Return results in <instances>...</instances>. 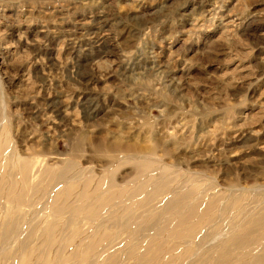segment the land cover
<instances>
[{
	"label": "rangeland",
	"instance_id": "374dc122",
	"mask_svg": "<svg viewBox=\"0 0 264 264\" xmlns=\"http://www.w3.org/2000/svg\"><path fill=\"white\" fill-rule=\"evenodd\" d=\"M0 148L4 175L14 157L36 162L34 172L73 167L35 207H19L26 223L1 230L10 212L0 199V264L25 258L28 233L30 264H42L49 223L48 263L78 264L85 245V264H134L151 239L157 264H209L203 251L264 213V0H0ZM143 160L151 168L136 175ZM108 173L115 189L167 185L143 209L149 186L93 222L73 218L85 202L80 214L92 210V198L79 200L82 182L103 185ZM65 185L74 192L57 198ZM169 197L178 206L163 210ZM211 201L196 237L182 239L177 218L195 205L197 222Z\"/></svg>",
	"mask_w": 264,
	"mask_h": 264
},
{
	"label": "bare ground",
	"instance_id": "6f19581e",
	"mask_svg": "<svg viewBox=\"0 0 264 264\" xmlns=\"http://www.w3.org/2000/svg\"><path fill=\"white\" fill-rule=\"evenodd\" d=\"M6 164L7 162L5 161L0 164V199L4 198L8 200V204H9L8 211L10 213L7 219L8 222H5L2 225L1 230H3L4 227H7L9 224L12 227H16L17 225L30 221L29 219L27 220V219L21 218V216L19 215L20 212L18 210L19 207L22 205H27V207H35L38 203L39 198L38 199L37 198L34 199V198L42 192V189H47V187H49L50 189L52 186H56L57 183L55 181L63 180L64 177H66L73 171V167L68 166L62 172H58V173L54 172L53 170H50L49 168H42L39 172H34V168L37 164L36 162L30 159H25V158L19 159L17 157H14L13 163L12 161H11V164L8 163V165L12 167L10 169V174L4 175L2 174L1 170L3 167H8L6 166ZM150 168H151V164L147 160H143L141 162L136 161L134 164V171L136 175H140L143 172H147ZM35 170L38 171L39 169H35ZM108 174L109 176H107L103 185H101V182L93 181L92 179H86L84 182H82V184L80 185V189H79V200L83 202L84 200L86 201L87 199L92 198L93 203L91 207H89L92 210L91 212H87L85 215L80 214L84 211V209L87 208L86 204L90 205V203L85 202L82 205L81 209L74 208L73 210H71V216H73V218H76L77 216L80 215V216H83V218H87L89 220V218L91 217L90 221L93 222L97 220V218L100 216V212L97 214H93V213L96 212L97 210L100 211L104 209L105 207L109 206L110 204H112L114 199L131 198L132 196H135L141 190H146V188L149 186V188H147L148 189L147 194L145 196H142V198L139 201H137L138 203H137L136 208L143 209L145 206L148 205L149 201H151L150 200L151 195L152 194L153 195L162 194L164 192L163 188H165L167 185V180H162L160 184L158 183V185L151 184L149 180H144L141 182H137L133 186L131 185L132 187L129 189H124V188L118 189L117 187H116L117 189H115L114 188L115 186L113 185L111 181L112 179L111 173H108ZM5 177L9 178V181L8 182L6 181L7 183L5 182V179H4ZM101 190H102V193L100 192ZM73 192L74 190L71 186L65 185L64 188L57 193V195L58 196L60 195L66 198L67 200V198H69ZM99 193H101L100 197H96V199H94L93 197L95 196V194L97 195ZM66 195H69V197H67ZM60 196L57 198L60 199ZM173 197L172 198L169 197L168 199H166V201H164L163 210L175 209L176 206H178L177 202L179 198L174 199ZM184 198L185 197L181 199H184ZM54 203H56V201H54ZM233 205H234V201L228 202V205L222 209L221 214L222 215L226 214L228 211L227 208L228 207L231 208ZM211 206H212V201L209 202L204 207L203 211H201L200 214L198 213L199 214L198 221L195 222L193 220L195 223L194 222L191 223L190 220L195 218L196 213L200 210H197L196 212L195 205L193 206L190 205L186 207L185 211L183 212L184 214L182 213L183 216L177 218L176 220L177 221L176 223L178 225H182V224L186 225L185 227L186 229L183 232H180L182 235L181 236L182 239L191 240L194 237H196L197 233L202 228V225L208 221V211L211 208ZM36 208H39V207L37 206ZM53 209L57 210L58 212L57 214H59L63 211L64 208L56 207ZM263 228H264V213L258 216L256 219L252 220L251 222H248L240 226H236V228H229L227 237L221 242L217 250L212 252L213 254H210L209 251H203L204 252L203 257H206L208 259L211 256V261L208 262L209 264H234V262H232L233 257L235 258L241 257L242 259H246L247 261L245 264H264V231H261V229ZM102 229L96 233L98 235V236L96 235V238L99 240L107 237L106 234L109 228L107 230L104 228ZM216 231L217 230H215V232ZM257 231H261V232H257ZM41 233L44 239L46 240V245H47V247L43 249L42 251L43 258H44V261L42 264H55L52 262L48 263V261H50L48 254L50 252L52 245L55 244L54 239L57 238L53 225L50 223L46 224L44 228L42 229ZM73 234L77 235V230H75V232L72 231L68 235L66 241H69V243H71L70 242L72 241L71 236H73ZM150 236L151 235H149V237ZM6 237H7V232H0V242L4 241ZM30 237H31V234L28 233L24 237V239L22 238L23 239L21 242L22 248L19 249V250H22L21 256L23 255L25 256V258L21 257L18 260H15V262H13L14 264H30L31 263V257H32L31 251L32 250L29 251L28 249L25 248L28 243L27 240ZM251 246H255L257 248L256 252H253V253L252 251L249 252V248ZM92 250H93L92 246L90 247V246L84 245L83 251L80 253V258L77 261L78 264H85L87 257L92 253ZM142 250H143L142 253H140L139 257L136 258V262L134 264H157L158 263V258H159L157 255L158 249L156 245L151 241V239L146 242ZM183 253L187 254L189 252L183 251ZM58 256H59L58 257L59 259H57V262H58L57 264H62L63 257L61 255H58ZM6 258H7V255H5V257H1L0 262L2 261L3 263H5V260H7Z\"/></svg>",
	"mask_w": 264,
	"mask_h": 264
}]
</instances>
